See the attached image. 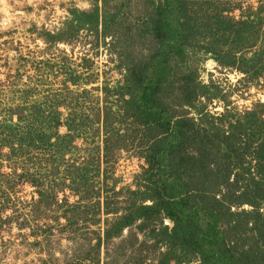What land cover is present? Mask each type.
Here are the masks:
<instances>
[{"label":"rangeland","instance_id":"374dc122","mask_svg":"<svg viewBox=\"0 0 264 264\" xmlns=\"http://www.w3.org/2000/svg\"><path fill=\"white\" fill-rule=\"evenodd\" d=\"M179 1L187 70L174 69L159 102L166 114L214 125L240 146L229 185L213 178L224 169L222 152L188 181L194 202L218 213L229 246L249 249L264 217V205L246 201L264 172L255 157L264 144V0ZM156 3L0 0V123L13 128L0 127V264H159L169 248L147 237L148 225L139 230L141 220L105 239L123 209L151 204L143 158L150 140L118 88L155 56L159 42L143 22ZM186 71L196 87L190 106L177 79ZM195 148L203 157L215 152ZM148 223L159 232L172 226L160 216ZM173 254L176 264H200L193 253Z\"/></svg>","mask_w":264,"mask_h":264},{"label":"trees","instance_id":"16d2710c","mask_svg":"<svg viewBox=\"0 0 264 264\" xmlns=\"http://www.w3.org/2000/svg\"><path fill=\"white\" fill-rule=\"evenodd\" d=\"M182 11L183 7L179 0H157L156 4H152V11L143 24L146 31L159 42V47L154 58L149 59L143 66L130 69L128 77L124 80L125 85L118 88L121 91L118 93L119 97L127 96L124 103L128 115L145 129V136L150 140L143 158L147 163L144 178L151 186L149 199H146L150 200L151 204H135L123 209L122 216L106 230L105 239L118 236L124 228L141 220L143 224L138 229L141 230L148 225V238L156 239V243L161 240L168 243L167 251L160 253L159 264L174 263L177 259L173 254L175 249L193 253L198 257L200 264H264V252L261 250L262 252L257 255L255 253L262 249L261 247L264 248V217L256 214L262 218H257V224L250 232L253 238L251 243H255L256 246L251 245L249 249L238 251L225 240L224 230L220 228L219 215L212 204L194 202L195 196L191 195L192 188L189 186L188 178L189 175L192 176L190 172L195 169L200 171L209 169L208 164L215 162L214 155L218 152H222L220 159L223 158L224 169L220 168L219 177L215 171L213 178L215 181L219 179L217 187L229 185V170L236 166L241 167L242 154L238 149L240 146L236 148L234 146L236 141L219 134L214 125H209L208 129H200L190 120L166 114L159 102L158 92L163 85L170 83L172 74H175L174 69L179 66L185 68L188 48L185 44L183 23L179 21ZM96 14H83V19L96 22ZM102 18L106 19L104 16ZM188 76L186 71L177 79L183 88L185 104L190 106L196 95V87L188 86L191 84ZM3 124L5 128L13 130L5 122H1L0 127L3 128L1 126ZM104 135H112V132L109 129ZM108 140L106 138L104 141L105 153L108 151L106 143ZM206 145L215 150L214 154L207 153L203 157L202 154L196 153L195 147L205 149ZM255 150V157L264 164V144ZM94 165L97 167V159ZM260 179L261 182H255L246 195L247 203L250 202L252 206L255 201L264 205V191L262 192L264 189L261 185L264 182V172H261ZM117 213L114 211L112 215ZM159 216L172 223L170 229L164 226L159 232L150 226L148 221L151 223ZM144 245V243L140 245L141 249L145 248Z\"/></svg>","mask_w":264,"mask_h":264}]
</instances>
